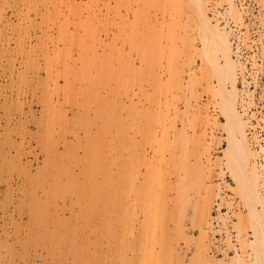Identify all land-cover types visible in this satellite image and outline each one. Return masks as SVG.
<instances>
[{
	"label": "bare ground",
	"instance_id": "bare-ground-1",
	"mask_svg": "<svg viewBox=\"0 0 264 264\" xmlns=\"http://www.w3.org/2000/svg\"><path fill=\"white\" fill-rule=\"evenodd\" d=\"M260 36L264 0H0V264H232L212 103L264 264Z\"/></svg>",
	"mask_w": 264,
	"mask_h": 264
},
{
	"label": "rangeland",
	"instance_id": "rangeland-1",
	"mask_svg": "<svg viewBox=\"0 0 264 264\" xmlns=\"http://www.w3.org/2000/svg\"><path fill=\"white\" fill-rule=\"evenodd\" d=\"M254 20L257 21L258 25H261L260 21H258V20H260L259 17H258L257 19L255 18ZM224 21H225V19H224ZM261 33H262V32H261ZM257 35H258V34H257ZM260 39H261L262 43L259 41L258 45L256 44V46H254L253 49H250L251 51L248 49V52H249V53H248L249 55L247 54L248 56H251L254 52L258 51V50L260 49V47L264 46V44H263V43H264V41H263V40H264L263 37L260 36ZM260 44H262V45H260ZM256 47H258V48H256ZM253 51H254V52H253ZM260 55H261V52H260ZM260 55H259V56H260ZM260 74H262V76H260L259 81H260L261 83H264V79H263V78H264V76H263L264 73H260ZM261 77H262V78H261ZM262 80H263V81H262ZM253 86H254V87H253ZM255 86H256V85H252L251 88H252V89L255 88V89H254V94H255V96L257 97V99H260V98H261V97H260V96H261V89H263V87H262L261 85H260V87H258V88H257V86H256V87H255ZM258 89H259V91H256V90H258ZM259 94H260V95H259ZM258 97H259V98H258ZM261 99H262V98H261ZM31 100H33V103L31 102V103L33 104V106H32V107H33V113H34V114L36 113V114H39V115H40V110H41V105H40V103H38V101H35L34 99H31ZM212 100H213V98L211 97V101H212ZM213 105H214V104L212 103V107H210V110H213V111H211V113L213 112V113H215V114H218L219 116H218V115H217V116H218V118H219V120H220L219 122H221L220 126H219L218 128L215 129V130H216V131H215V134L219 137V139H220V137H221V139H220L221 142H220V141H217V140H218L217 137H216V140L213 142V143H214L213 145H214L215 148H216V149L214 148V153L216 154V158H215V160H218V161L221 160V162H220V164L218 165V167H217L216 170H217L218 172L220 171L221 173L226 171L224 177H225L226 182H228L229 185H230V188H228V190H227V187H229V186H227L226 189L224 190V191H225L224 193H226V194L223 193V196L226 198L227 201H229V200H235V199H236L235 201H239V202H238L239 205H238V203H236V202H234V201H229V202H234V203L236 204V206H238V207L234 206V207H236V208L234 209L235 211L238 210L237 212H239V210H240L239 213H241V212L245 213V210H246V212H248L249 209L247 208L246 205H244V203H243V201H242V199H241L240 191L237 193V191H236V189H235L236 186H237L235 181H237V180L234 181V178H233V176L231 175L230 170H228L227 166L224 164V162L222 161V159H220L221 157L224 158V157H223V156H224V153H223V150H224V149H223V147L226 146V143L228 144V142H227L228 140H227L226 138H224V137H227V138H228V135H227V132L225 131V129H223L224 127H223V125H222L223 121H225L226 119H225V117H224L222 111L220 112L219 108H218V109H216V107L213 108ZM39 107H40V108H39ZM213 113H212V114H213ZM222 117H223V118H222ZM32 124H33V130H37V129H38V128H37V127H38V126H37V125H38L37 122L33 120ZM221 125H222V126H221ZM219 128H220V129H219ZM217 129L219 130L218 133H217ZM222 129H223L224 132H223V131L221 132ZM219 134H220V136H219ZM223 134H224V135H223ZM226 135H227V136H226ZM222 139H223V140H222ZM216 141H217V142H216ZM222 141H223V142H222ZM218 142H219V143H222V144H219V145H220V146H219V145H218ZM221 147H222V148H221ZM220 148H221L222 150H221ZM217 149H218V150H217ZM36 151H38V154H36V156H38V157H37V158H35V157H31V158H32L33 162L35 163V166L37 167V164H38V163H40V165H41V163L43 162L42 160L44 159V155H43L41 149L38 150V148H37ZM217 152H218V153H217ZM39 153H40V154H39ZM214 156H215V155H214ZM218 156H219V157H218ZM220 156H221V157H220ZM41 157H42V158H41ZM39 160H40V161H39ZM221 163H222V164H221ZM3 166H4V164L2 165V167H3ZM36 167H34V172L36 171ZM221 168H222L223 170H222ZM220 169H221V170H220ZM224 170H225V171H224ZM219 174H220V173H219ZM217 177H218V175H217ZM227 177H228V178H227ZM15 183H16V185L21 183V179H20L18 176L15 177ZM226 190H227V191H226ZM237 190H238V189H237ZM227 194H228V195H227ZM226 195H227V196H226ZM230 197H231V198H230ZM234 197H235V198H234ZM238 197H239V198H238ZM232 198H233V199H232ZM237 199H238V200H237ZM218 201H221V199L218 200ZM224 201H225V200H224ZM224 201H221V202H222L221 205L224 204V207L220 205L219 210H218V208H217V207H218V204L215 203V209L213 208V210H214L215 213H218V212H219V213L225 214V216H226V213H228V214H229V215H228V216H229L228 218L231 217L232 220H231V219H228V220H226V223H228V228H229L231 231H230L229 229H227V230L230 231V232L232 233V236H230V232H229V234H228L229 236H228V237H229V238L231 237V239H229L228 237H227V238H228L229 240H232L233 242L235 241L234 243H236L237 245H238V243L240 242L241 244L239 243L238 246H241V247H242V244H243L242 240H243V239H241L242 237H241V236L239 237V234L237 233V232H239V229H241V230H242V233L244 232V233H243L244 235L242 234V235H243V238L245 237L244 240L247 241V242H246V245H252V246H249V247H247L246 245H243V248H244V246H245L246 248H248L247 250H250V251L252 252L253 249H251V248L254 247V243H253V242H255V241H254V240H255V235H253V234H255V227H254V229H253L254 231H253V230H252V227H251V226H253V225H251L252 222H251V223H248L249 221L246 220V221H245L246 224H245L244 222H240L241 224H237V226H239L240 228L238 227V228L235 229V225H236V224H235V225H233V224L236 223V221H237V223L239 222L238 219H237V217H236L237 214H233L232 212H235V211H234V210L232 211L231 209L229 210V208H228V207H229L228 204H227V203L225 204ZM240 203H241V204H240ZM242 204H243V205H242ZM222 207H223V208H222ZM244 207H245V208H244ZM258 207H259V204H258ZM12 208H13V207H12ZM191 208H192V207H191ZM241 209H242V211H241ZM225 210L227 211L226 213L224 212ZM230 211H231V212H230ZM190 212H192V211L189 209V213H190ZM216 215H217V214H216ZM231 215H232V216H231ZM234 215H235V216H234ZM246 215H247V214H246ZM248 215H249V213H248ZM248 215H247V216H248ZM233 216H234V217H233ZM229 220H230V222L235 220V222H231V223H230ZM190 222H191V221H187L188 226L191 225ZM217 223H218V222H217ZM217 223H216V225L218 226L217 229L220 230V231L216 232L215 235L217 236V240H221V242H222L223 240H226V238L224 237V236H227V233H226V231H225L226 229L221 230V227L219 228V225H218ZM232 223H233V224H232ZM242 223H243V224H242ZM220 224H222V225H220V226H224L223 223L220 222ZM244 224H245V225H244ZM247 224H249V225L246 227ZM229 225H230V226H229ZM232 225H233V226H232ZM240 225H242L243 227L240 226ZM226 226H227V225H226ZM237 226H236V227H237ZM190 227H191V228H190ZM233 227H234V229H233ZM241 227H242L243 229H244V227L247 228V229H245L246 231H243V229H242ZM187 229H190L191 232H193L192 234H195L194 231L196 232V234H197V232H198V230H195V229L192 228V225L189 226ZM190 230H189L188 232H190ZM193 230H194V231H193ZM236 231H237V232H236ZM251 231H252L253 233H252ZM221 232H222V233H221ZM234 232H235V233H234ZM245 232H247L249 235H247V233H245ZM218 233H219V234H218ZM220 233H221V234H220ZM236 233L238 234V237H239V238L236 236ZM196 234H195V235H196ZM245 234H246V235H245ZM221 235H222V236H221ZM250 235H251V236H250ZM246 236H247V237H246ZM218 238H219V239H218ZM237 238H238V239H237ZM249 238H250L251 241H249ZM251 238H252V239H251ZM253 238H254V240H253ZM228 239H227V240H228ZM238 240H239V241H238ZM240 240H241V241H240ZM248 241L250 242V244H248ZM251 243H252V244H251ZM244 244H245V241H244ZM237 245H236V246H237ZM238 246H237V248H239V254H241V255H240L241 257H239V258L236 257V254H238V253L235 252L236 254H234V252L231 251V252H230V253H231L230 256L233 254L232 257H231V261L234 260V262H233L232 264H234V263L242 264L243 259H244L245 257H248V256H246V255H248V253H250V252L246 251V249H242V250H241L240 247H238ZM250 247H251V248H250ZM240 251H241V253H240ZM243 251H245V252H244L245 254L243 255V256H245L244 258L242 257ZM220 255H221L220 258H223V254L219 253V256H220ZM234 255H235V256H234ZM250 255H251V253H250ZM233 256H234V259H232ZM235 257H236V258H235ZM237 258H238V259H237ZM229 259H230V257H229ZM236 259H237V260H236ZM236 261H237V262H236ZM188 262H189V261L187 260V261H186V264H190V263H191V262H189V263H188Z\"/></svg>",
	"mask_w": 264,
	"mask_h": 264
}]
</instances>
